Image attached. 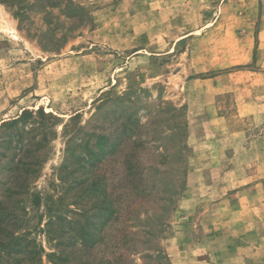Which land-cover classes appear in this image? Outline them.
Returning a JSON list of instances; mask_svg holds the SVG:
<instances>
[{"label": "rangeland", "instance_id": "rangeland-1", "mask_svg": "<svg viewBox=\"0 0 264 264\" xmlns=\"http://www.w3.org/2000/svg\"><path fill=\"white\" fill-rule=\"evenodd\" d=\"M260 134L264 0H0V264L204 263Z\"/></svg>", "mask_w": 264, "mask_h": 264}, {"label": "crops", "instance_id": "crops-1", "mask_svg": "<svg viewBox=\"0 0 264 264\" xmlns=\"http://www.w3.org/2000/svg\"><path fill=\"white\" fill-rule=\"evenodd\" d=\"M229 135L243 136L241 145H246L245 132L231 131ZM237 145L240 146V143ZM249 145H252L255 156L256 172L264 171V136H255ZM233 151L229 150L224 154L225 157L229 156L226 157L230 161L229 166L239 159L236 156L238 153ZM211 166H214V162ZM239 167L235 165L229 170L238 171ZM253 178L255 180L235 181L233 186L205 211L203 240L201 243L191 244L196 258L205 255L206 261L201 264H264V176L259 177L253 173ZM207 183H214V180ZM227 185L230 184H222L223 187Z\"/></svg>", "mask_w": 264, "mask_h": 264}, {"label": "trees", "instance_id": "trees-1", "mask_svg": "<svg viewBox=\"0 0 264 264\" xmlns=\"http://www.w3.org/2000/svg\"><path fill=\"white\" fill-rule=\"evenodd\" d=\"M102 150H103V148H102ZM114 207H115V204H114ZM118 213V212H117ZM83 229H84V236H83V239H88V237L90 236V233L88 232V227H86V228H82V231H83ZM15 240V239H14Z\"/></svg>", "mask_w": 264, "mask_h": 264}]
</instances>
